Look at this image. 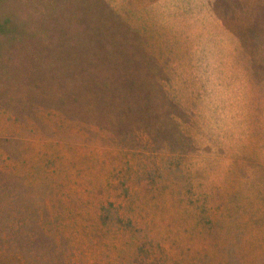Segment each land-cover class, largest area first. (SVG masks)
Instances as JSON below:
<instances>
[{
    "label": "rangeland",
    "instance_id": "1",
    "mask_svg": "<svg viewBox=\"0 0 264 264\" xmlns=\"http://www.w3.org/2000/svg\"><path fill=\"white\" fill-rule=\"evenodd\" d=\"M0 264H264V0H0Z\"/></svg>",
    "mask_w": 264,
    "mask_h": 264
}]
</instances>
